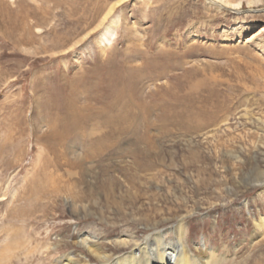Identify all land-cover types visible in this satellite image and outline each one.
I'll return each instance as SVG.
<instances>
[{
	"label": "rangeland",
	"instance_id": "obj_1",
	"mask_svg": "<svg viewBox=\"0 0 264 264\" xmlns=\"http://www.w3.org/2000/svg\"><path fill=\"white\" fill-rule=\"evenodd\" d=\"M256 171L264 173V0H0L5 259L29 233L38 237L30 246L54 254L75 245L77 230L106 236L110 216V242L123 230L168 228L171 237L184 216L189 244L215 250L216 264H264ZM47 179L82 181L77 189L98 200L111 191L100 180L116 183L112 197L127 212L99 221L60 196V217L25 231L26 200L37 195L26 186ZM126 180L142 182L162 212L143 220L127 209L135 189Z\"/></svg>",
	"mask_w": 264,
	"mask_h": 264
},
{
	"label": "bare ground",
	"instance_id": "obj_2",
	"mask_svg": "<svg viewBox=\"0 0 264 264\" xmlns=\"http://www.w3.org/2000/svg\"><path fill=\"white\" fill-rule=\"evenodd\" d=\"M118 1L121 2L123 0ZM109 32L112 33L111 30ZM118 97L119 93H116L112 102L116 103ZM77 126L80 127V122L75 121L73 123V130L77 128ZM99 150H101V148H99ZM256 173L261 176V180H264V178H262L264 173L260 171H256ZM83 182L85 185H88L86 181ZM126 182L128 188L135 189V191L126 192L127 194H125V196L128 197L127 209L130 207V210L143 220H148L151 216H157V213L162 212L161 208L154 207L156 205L151 201L153 194L139 192V186L142 187L143 185L142 182H135L132 180H126ZM79 183H82V181L67 182V180L47 179L44 181L42 180V183L38 185H35L34 181L27 185L26 187L28 188L25 190L30 188L31 191L37 195H35L36 197L33 199L26 200L25 206H28L29 208L24 209V230L27 226L29 228L34 222L36 223L37 220L43 219L49 214L52 216L51 218L60 217L61 214L57 215L55 213L60 196L69 199L73 209H81L84 211L85 216L89 217L94 214L99 221L102 219L106 220V214L110 211L113 213L117 212L118 209L121 211V209L124 208L122 207V204H124L123 202H116L115 199H113L114 197H112L114 195V184L116 183L107 182L106 184L104 180H100L101 189H111V191H104L100 200L92 197L93 192H87L86 190L81 191V187L77 189V184ZM122 195L124 196V194H121V197ZM141 198H146L151 204H153V206L148 208L143 207V204L140 202ZM101 200H105L101 205L109 208V210L105 211L102 206L100 208L99 203ZM122 211L127 212L125 209H122ZM181 215L179 214V216ZM185 215H187V213ZM9 217L12 219L14 215L8 214L7 219ZM113 219L114 218L110 216L109 220H107L111 228L109 232H113L118 228L117 222ZM147 226L148 225L144 226L145 229H148ZM188 227L185 217L182 216L171 227V237L168 236L169 234L167 235L168 228L164 230L156 228L155 231L151 230L152 232L147 233L142 237H138L135 233H128L127 230H123L113 238L114 241L112 242L109 241V232L105 234L106 236H97L96 234L87 231L84 232L77 230L71 239L72 243L77 246H71L66 249V251L63 249H57V252H54V254H51L49 249L39 251V246H30L33 244L32 242L38 240V237L29 233V235L24 238L23 244L11 243V245H9L12 250H10L11 255L9 258L6 257L5 259L6 254H1L0 264L3 260V264H33L34 261L36 264H216L218 257L216 258L214 254L215 250L213 251V249L209 248L210 251H208L205 248L198 246L193 247L189 244L187 240V233L189 231ZM142 232L145 234L147 230H142ZM4 234L12 239L14 237V235H9L8 233ZM107 241L109 243H107ZM13 248L20 252L19 256L15 253L12 254ZM23 252L24 256L22 255Z\"/></svg>",
	"mask_w": 264,
	"mask_h": 264
}]
</instances>
